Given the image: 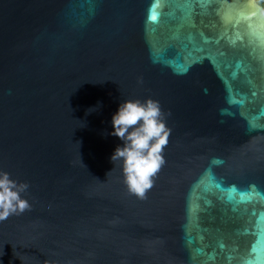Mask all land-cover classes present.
I'll return each instance as SVG.
<instances>
[{
	"label": "water",
	"instance_id": "1",
	"mask_svg": "<svg viewBox=\"0 0 264 264\" xmlns=\"http://www.w3.org/2000/svg\"><path fill=\"white\" fill-rule=\"evenodd\" d=\"M154 3L0 0V169L31 203L0 221V264H264V201L240 196L264 193V16L167 0L153 22ZM127 98L170 129L143 199L110 161Z\"/></svg>",
	"mask_w": 264,
	"mask_h": 264
},
{
	"label": "clouds",
	"instance_id": "2",
	"mask_svg": "<svg viewBox=\"0 0 264 264\" xmlns=\"http://www.w3.org/2000/svg\"><path fill=\"white\" fill-rule=\"evenodd\" d=\"M252 9L256 15L264 16V0H253ZM169 133L159 102L151 98L123 99L111 115L108 134L119 138L122 143L115 147L110 161L120 162L123 182L138 198L145 197L165 163L163 151ZM28 187L26 182L17 181L0 169V221L31 208V203L23 195Z\"/></svg>",
	"mask_w": 264,
	"mask_h": 264
},
{
	"label": "snow or ice",
	"instance_id": "3",
	"mask_svg": "<svg viewBox=\"0 0 264 264\" xmlns=\"http://www.w3.org/2000/svg\"><path fill=\"white\" fill-rule=\"evenodd\" d=\"M189 3L191 4H200V6L203 8V7H207L208 5H210L213 0H188ZM165 3H167V0H155V3L153 4V10H152V13L150 15V20L153 21V22H158V16L160 15V13H157L156 12V8H159V7H162ZM252 3H253V0H249V3L245 6V8L237 13H234V14H228L224 17V22L226 24H238L239 23V20L240 19H251L253 17H256L257 15L255 14V12L252 10ZM192 15L191 12L187 13V16H186V19L190 18ZM191 27H195V22H191L190 24ZM257 33L254 32L252 29H251V25H249V31L246 32V33H242V32H235L234 35L230 38V43L232 45H236L237 42H241L243 43L246 36L247 37H252L253 35H256ZM205 42H210L208 40L207 37H205ZM249 42H251V40H249ZM261 60H264V56L261 57ZM186 70V69H185ZM253 96L256 95L255 92L252 93ZM236 103H243V101H235ZM217 163H220V161H217ZM215 187L216 188H220L221 186L217 183L215 184ZM232 192H235L236 189L233 187L231 189ZM240 196H241V202H245V201H251L253 199V197H260V199L262 201H264V193H260L258 191H255V189L252 190L251 193H240ZM228 199L231 200L232 199V196L229 195L228 196ZM251 215L253 217H255V222L253 224V227H256L258 226L261 221H264V211H262L260 213L259 216H257V212L255 210L252 211ZM220 248L223 249L224 248V245L223 244H220ZM255 245L252 246L251 248V251L252 252H255ZM198 252L203 255L204 252L202 249L198 250ZM209 259H215L214 256H209ZM228 261H229V264H231V262L233 261V257L231 255L228 256ZM241 264H252V261L251 260H242L241 261Z\"/></svg>",
	"mask_w": 264,
	"mask_h": 264
}]
</instances>
